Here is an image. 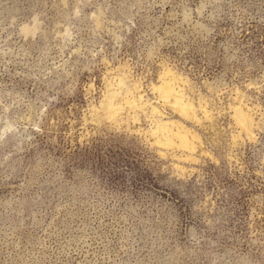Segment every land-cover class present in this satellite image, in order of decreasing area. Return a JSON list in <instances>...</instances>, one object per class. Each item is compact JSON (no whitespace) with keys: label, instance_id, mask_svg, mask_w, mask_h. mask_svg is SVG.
Instances as JSON below:
<instances>
[{"label":"rangeland","instance_id":"obj_1","mask_svg":"<svg viewBox=\"0 0 264 264\" xmlns=\"http://www.w3.org/2000/svg\"><path fill=\"white\" fill-rule=\"evenodd\" d=\"M124 74L208 102L206 154L91 121ZM0 264H264V0H0Z\"/></svg>","mask_w":264,"mask_h":264},{"label":"bare ground","instance_id":"obj_2","mask_svg":"<svg viewBox=\"0 0 264 264\" xmlns=\"http://www.w3.org/2000/svg\"><path fill=\"white\" fill-rule=\"evenodd\" d=\"M26 30L28 31V29ZM177 81V79H171L160 86L156 90L159 93L158 100L151 106V110H147L143 104V92L139 88L137 89V85H132L129 75L124 74L120 77L119 90L113 88L114 84L110 79L107 81L102 110H98L96 114H92L88 118L101 123L131 112L133 119L136 120L139 116L133 113L138 110L137 107H140L144 111L141 114L146 115L148 120L154 123V127L144 135L148 139L150 138L153 146L162 150L161 154L165 156L170 154L176 158L180 162L176 166L184 171L186 168L182 163L198 161V155L204 152L201 136L189 128L187 123L214 129L216 121L213 110L210 109V106V108L208 107L209 103L200 101L199 107H197L193 100L185 98L183 90L180 89L181 86L177 87ZM242 103L240 98L239 108L242 110V116L237 115L235 118L242 132L250 135L253 132L251 110ZM168 110L170 111L168 112ZM237 137L239 138L240 135ZM204 153L206 154V152Z\"/></svg>","mask_w":264,"mask_h":264}]
</instances>
